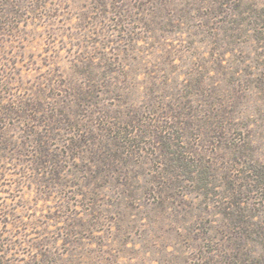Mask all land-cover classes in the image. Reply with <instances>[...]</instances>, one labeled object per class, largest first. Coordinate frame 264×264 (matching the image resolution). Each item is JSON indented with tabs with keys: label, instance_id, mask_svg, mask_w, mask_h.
I'll return each mask as SVG.
<instances>
[{
	"label": "rangeland",
	"instance_id": "1",
	"mask_svg": "<svg viewBox=\"0 0 264 264\" xmlns=\"http://www.w3.org/2000/svg\"><path fill=\"white\" fill-rule=\"evenodd\" d=\"M0 264H264V0H0Z\"/></svg>",
	"mask_w": 264,
	"mask_h": 264
}]
</instances>
